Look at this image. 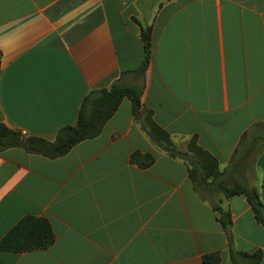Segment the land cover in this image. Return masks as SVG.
Masks as SVG:
<instances>
[{"label": "crops", "instance_id": "0c3cea01", "mask_svg": "<svg viewBox=\"0 0 264 264\" xmlns=\"http://www.w3.org/2000/svg\"><path fill=\"white\" fill-rule=\"evenodd\" d=\"M145 27L149 62L124 72L142 58ZM115 81L141 89L176 149L193 137L212 155L216 181L255 187L264 210V0H0L5 126L52 140L89 90ZM212 204L228 209L227 231ZM26 215L47 220L52 242L0 251V264H201L212 252L231 264L229 248L259 249L264 264V229L244 195L194 189L126 97L62 156L0 151V238Z\"/></svg>", "mask_w": 264, "mask_h": 264}, {"label": "trees", "instance_id": "16d2710c", "mask_svg": "<svg viewBox=\"0 0 264 264\" xmlns=\"http://www.w3.org/2000/svg\"><path fill=\"white\" fill-rule=\"evenodd\" d=\"M139 36L142 41V58L137 67L124 72L134 71L142 75L150 58V28H140ZM140 93V88L119 81L113 82L108 88L89 90L80 99L76 122L60 126L52 140L32 135H21L19 130L9 128L0 122V151L18 147L27 153L40 154L48 158L62 156L79 141L96 136L103 124L113 114L121 99L126 97L130 102L134 119L152 144L169 156L184 162L194 189L200 188L208 191L209 187L214 185L216 189L222 191L224 197L243 194L252 210L254 219L264 229V210L256 188L247 186L243 182L232 183L229 187H224L221 181H216L221 175L217 169L216 159L201 149L193 137L188 140L184 150L176 149L168 133L153 121L150 111L142 106ZM252 138H257V135L254 133ZM136 155H138L136 151L132 152L130 160H133ZM146 157L145 165L151 161L150 156ZM212 208L217 212L218 221L223 229L227 231L231 226L228 209H223L218 204H212ZM52 240L53 234L46 219L26 215L0 238V251L21 252L44 248ZM229 252L231 264H257L261 259L259 249L243 252L229 248ZM238 257L241 261L238 260ZM218 260V253L212 252L203 254L200 262L201 264H215Z\"/></svg>", "mask_w": 264, "mask_h": 264}, {"label": "built area", "instance_id": "2783aa9c", "mask_svg": "<svg viewBox=\"0 0 264 264\" xmlns=\"http://www.w3.org/2000/svg\"><path fill=\"white\" fill-rule=\"evenodd\" d=\"M20 134H21V135H25L24 131H20Z\"/></svg>", "mask_w": 264, "mask_h": 264}]
</instances>
